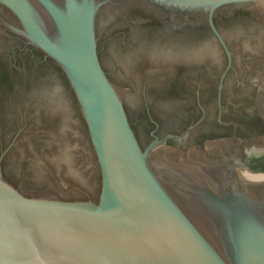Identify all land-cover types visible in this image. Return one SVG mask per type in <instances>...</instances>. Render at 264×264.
Masks as SVG:
<instances>
[{
  "label": "water",
  "instance_id": "water-1",
  "mask_svg": "<svg viewBox=\"0 0 264 264\" xmlns=\"http://www.w3.org/2000/svg\"><path fill=\"white\" fill-rule=\"evenodd\" d=\"M264 10V0H0V52L10 31L65 73L98 158V202L27 195L0 165V264H264V173L220 158L165 155L167 135L138 139L99 53L103 33L161 22L209 25Z\"/></svg>",
  "mask_w": 264,
  "mask_h": 264
},
{
  "label": "flooded vegetation",
  "instance_id": "flooded-vegetation-1",
  "mask_svg": "<svg viewBox=\"0 0 264 264\" xmlns=\"http://www.w3.org/2000/svg\"><path fill=\"white\" fill-rule=\"evenodd\" d=\"M216 26L230 57L207 24L194 29L151 22L103 33L102 65L109 81L127 94L124 104L140 142L188 132L179 141L168 139L164 154L229 153L242 172L264 173V10L223 16ZM5 40L8 51L0 52L5 178L30 196L98 202L101 170L67 76L23 36L10 31ZM73 162L88 164L89 193L47 195Z\"/></svg>",
  "mask_w": 264,
  "mask_h": 264
},
{
  "label": "rangeland",
  "instance_id": "rangeland-1",
  "mask_svg": "<svg viewBox=\"0 0 264 264\" xmlns=\"http://www.w3.org/2000/svg\"><path fill=\"white\" fill-rule=\"evenodd\" d=\"M120 93L125 102L127 100L126 92L120 91ZM76 149L87 151L83 145L79 144L76 145ZM87 166L84 162L78 164L73 162V165H69L68 170L65 171V178H59L57 182L51 184V189L46 194L60 197H77L82 196L83 193L88 194V173L85 171Z\"/></svg>",
  "mask_w": 264,
  "mask_h": 264
},
{
  "label": "bare ground",
  "instance_id": "bare-ground-1",
  "mask_svg": "<svg viewBox=\"0 0 264 264\" xmlns=\"http://www.w3.org/2000/svg\"><path fill=\"white\" fill-rule=\"evenodd\" d=\"M232 173L234 174V175H237V174H240V173H243L242 172V169H239V168H232Z\"/></svg>",
  "mask_w": 264,
  "mask_h": 264
}]
</instances>
